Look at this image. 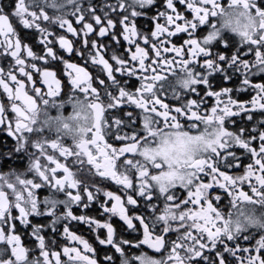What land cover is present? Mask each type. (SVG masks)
Wrapping results in <instances>:
<instances>
[{"label":"snow or ice","instance_id":"1","mask_svg":"<svg viewBox=\"0 0 264 264\" xmlns=\"http://www.w3.org/2000/svg\"><path fill=\"white\" fill-rule=\"evenodd\" d=\"M0 264H264V0H0Z\"/></svg>","mask_w":264,"mask_h":264},{"label":"clouds","instance_id":"2","mask_svg":"<svg viewBox=\"0 0 264 264\" xmlns=\"http://www.w3.org/2000/svg\"><path fill=\"white\" fill-rule=\"evenodd\" d=\"M164 152H166L171 158L173 159H183L186 158L179 149L178 146L172 147V148H166L164 149Z\"/></svg>","mask_w":264,"mask_h":264},{"label":"flooded vegetation","instance_id":"3","mask_svg":"<svg viewBox=\"0 0 264 264\" xmlns=\"http://www.w3.org/2000/svg\"><path fill=\"white\" fill-rule=\"evenodd\" d=\"M70 110V109H69ZM145 251H148L150 254H151V250L150 249H147V247L145 246Z\"/></svg>","mask_w":264,"mask_h":264}]
</instances>
